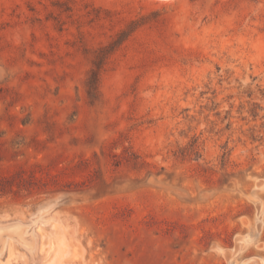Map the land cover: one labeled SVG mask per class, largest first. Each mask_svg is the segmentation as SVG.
<instances>
[{
    "label": "rangeland",
    "instance_id": "rangeland-1",
    "mask_svg": "<svg viewBox=\"0 0 264 264\" xmlns=\"http://www.w3.org/2000/svg\"><path fill=\"white\" fill-rule=\"evenodd\" d=\"M0 236V264H264V0H0Z\"/></svg>",
    "mask_w": 264,
    "mask_h": 264
},
{
    "label": "trees",
    "instance_id": "trees-1",
    "mask_svg": "<svg viewBox=\"0 0 264 264\" xmlns=\"http://www.w3.org/2000/svg\"><path fill=\"white\" fill-rule=\"evenodd\" d=\"M128 35V31L127 30H122L117 39H115L112 44H111V47L114 48L115 46H118L120 45L123 40L127 37ZM101 51H105V49L101 50ZM101 58V56H100ZM101 61V59H100ZM98 67H100L99 65H97ZM88 93L90 96H92L93 94H95V91L97 90V85H98V80H99V69L97 68H93L91 70V73L89 75V78H88Z\"/></svg>",
    "mask_w": 264,
    "mask_h": 264
},
{
    "label": "water",
    "instance_id": "water-1",
    "mask_svg": "<svg viewBox=\"0 0 264 264\" xmlns=\"http://www.w3.org/2000/svg\"><path fill=\"white\" fill-rule=\"evenodd\" d=\"M1 237V236H0ZM1 239V238H0ZM2 241H3V237H2V240L0 241V244L2 243Z\"/></svg>",
    "mask_w": 264,
    "mask_h": 264
},
{
    "label": "bare ground",
    "instance_id": "bare-ground-1",
    "mask_svg": "<svg viewBox=\"0 0 264 264\" xmlns=\"http://www.w3.org/2000/svg\"><path fill=\"white\" fill-rule=\"evenodd\" d=\"M25 244V243H24ZM258 264V263H257Z\"/></svg>",
    "mask_w": 264,
    "mask_h": 264
}]
</instances>
